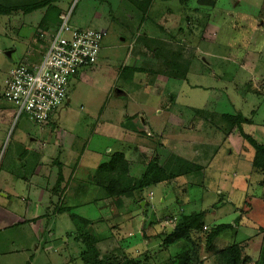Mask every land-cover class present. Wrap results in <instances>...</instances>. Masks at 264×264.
<instances>
[{"label": "rangeland", "instance_id": "obj_1", "mask_svg": "<svg viewBox=\"0 0 264 264\" xmlns=\"http://www.w3.org/2000/svg\"><path fill=\"white\" fill-rule=\"evenodd\" d=\"M37 1L0 0V4L24 5ZM186 1V7L180 9L181 0H152L150 6L156 3L155 11L151 10L148 19L145 0L55 1L63 13H70L72 24L104 27L107 32L98 62L72 79L71 100L48 123L35 122L26 113L16 119V106L3 93L7 72L16 62L39 58V53L23 52L40 26L57 27L56 9L52 7L47 13L46 6L29 12L16 9L0 13V111L10 116L6 130L0 129V183L7 179L8 169H13L27 174L31 178L30 186L39 185V191L32 187L25 195L24 208L17 209L30 210L26 217H31L34 208L29 205H38L42 196L44 206L39 209L48 214L50 225L55 224L62 241L56 247L62 248L55 254L57 257L48 255L31 224L19 221V212L10 207L5 209L0 203V225L12 224L0 230V264H28L31 259L32 264H86L83 252L87 247L82 239L88 231L98 238L102 257L114 263L127 257L139 259V264H225L219 248L237 241L243 247V255L250 257L241 264H261L264 171L253 167L254 147L238 127H230L222 113L241 111L253 119L243 123L244 129L264 143V0H214L213 4L183 0ZM167 7L173 11L179 8L181 13L177 10L176 14L183 17L180 42L187 55L185 59L182 57L183 61L176 38L151 40L146 46L143 39L133 37L138 29L147 30L145 21L156 31L154 22H164L159 11ZM164 28L169 38L170 31L166 25ZM149 47L157 48L155 59L161 70L154 75L158 79L146 68L125 71V66H137V62L155 68L153 49ZM169 70L177 76L160 77V80V71L168 74ZM174 90L176 100L168 108L174 96L167 92ZM198 106L202 107L201 112L194 111ZM126 111L138 114L137 124L150 131L145 136L148 142L139 135V145L134 144L136 137L129 131L130 121L123 118ZM176 115L182 117L183 126L167 124V118L174 119ZM163 130L169 132V139L161 137ZM141 133L145 135V131ZM172 138L177 139V146L185 141L184 156L171 152ZM22 142L33 143L38 152L19 161L16 155L23 154L17 145L23 146ZM147 144L151 147H146ZM118 152L125 154L124 161L128 168L131 166L132 174L127 171L124 178L127 182L138 177L151 159L167 166L170 172L185 170L186 165L193 169L172 181L151 186L153 192L146 201L136 202L133 195L118 199L104 187L117 175L102 165ZM66 155L69 167L76 169L71 179L67 177L61 182L64 165L61 167L58 162ZM176 155L184 157L183 164ZM198 161L201 166L196 168ZM36 166L40 168L39 176L33 174ZM69 180V191L64 192L61 187ZM19 189L22 192V186ZM147 194L148 188L144 191ZM163 196L166 201L161 200ZM49 198L56 202L47 206ZM181 211L201 212L206 221L203 231H195L194 241H187L184 246L178 241L166 246L164 238L174 229ZM146 213L148 219L142 223ZM174 215L177 217L172 219ZM83 217L91 218L92 223L85 225ZM222 222L233 226L223 231L214 241L215 246L210 247L207 232ZM33 252H37L35 258ZM66 254L72 260L66 259Z\"/></svg>", "mask_w": 264, "mask_h": 264}, {"label": "built area", "instance_id": "obj_2", "mask_svg": "<svg viewBox=\"0 0 264 264\" xmlns=\"http://www.w3.org/2000/svg\"><path fill=\"white\" fill-rule=\"evenodd\" d=\"M107 30L76 26L70 13H61L53 30L40 28L38 59L19 61L6 78L3 95L16 106V119L26 113L48 123L69 101V87L78 73L98 62ZM59 114V113H58Z\"/></svg>", "mask_w": 264, "mask_h": 264}, {"label": "trees", "instance_id": "obj_3", "mask_svg": "<svg viewBox=\"0 0 264 264\" xmlns=\"http://www.w3.org/2000/svg\"><path fill=\"white\" fill-rule=\"evenodd\" d=\"M55 1L58 0H39L37 2H33L30 4L11 5V6L0 4V13H8L16 9H23L24 11L29 12L34 9L47 6V10H46L47 13H49L52 7L56 9L57 12L56 19L59 21L60 14L62 13V9L58 5L54 4ZM139 1H144V0H139ZM145 1H146L145 12H147L152 0H145ZM199 1L201 2L204 1V3L207 4L214 3V0H199ZM44 27H48V25ZM129 67L130 65L125 66V71L129 73L136 70L137 71L146 70L142 67H137V66H132L130 68ZM149 71L151 73L152 72L156 73L157 69L156 71L155 70H149ZM169 71H170V75L168 76L169 77H171V75L173 76L174 75L173 71L172 70ZM222 114L223 117L230 122L231 124L230 127L231 128L238 127L239 132L243 135L245 139H248V141L254 147L252 165L259 171H264V143L260 142L257 138H255L252 133L245 131L243 126L244 122L246 121L253 122V119L247 118L241 111H239L237 114H232L231 112H223ZM124 156L125 154L123 152L120 153L118 152L112 157V159L109 162L102 164V165H106L105 167L109 172H112L117 175L112 177L111 182L108 185H104V187L108 189L111 196L116 197L115 195H117L118 199L119 198L121 199L123 198L122 197L123 195L124 196L133 195V197H135V200L138 201L139 203L143 199H145L144 191L146 190V188H149L161 181H168V182L169 180L172 181L173 178L176 177L177 175H180L181 173H187L193 169L191 166L186 165L185 168L187 169L185 170L179 169L170 172L168 171L167 166L163 167L158 161L156 160L152 161L151 159L147 163L146 169L144 170V173L142 175L138 177H131L132 179L131 180L129 179V182H127L124 178L126 177L125 174L127 171H129V169H128V165L124 161ZM178 159H180L181 162L184 161V158L182 159L181 156H178L177 160ZM195 166L196 168L197 167L199 168L201 164L196 163ZM61 177L62 174L60 173V178ZM145 207L146 209H148L147 204L145 205ZM62 208L70 209V207H60V209ZM181 213L182 214H180V218H178L176 221L177 223L174 229L168 234H166V237L164 238V244L166 246H168L171 243H175L177 241L178 243L181 244V246H184L187 241H194L195 231H203V227L206 221H203L201 212L187 213L185 211H181ZM176 217L177 216L174 215L172 219ZM81 219L85 225H89L92 223V221L89 218L83 217ZM232 226L233 224L228 222H222L217 224L216 226H213L207 232V242L209 243V246L214 247L215 246L214 241L220 236V234L223 231L231 228ZM88 232L89 233H86L85 235L83 234V239H82L87 247V251L83 252V258L86 264H139L140 261L139 259L127 258V257L123 261H119L116 263H114L111 260L107 261L105 258L102 257L101 251L97 246L98 238L90 231ZM218 252L221 254V257L223 258L225 264H241L248 261V259H250L249 256L243 255V247L237 241L222 246L221 248H219ZM261 255H262L261 264H264V248L262 250ZM201 261L202 260L199 258V262Z\"/></svg>", "mask_w": 264, "mask_h": 264}, {"label": "crops", "instance_id": "obj_4", "mask_svg": "<svg viewBox=\"0 0 264 264\" xmlns=\"http://www.w3.org/2000/svg\"><path fill=\"white\" fill-rule=\"evenodd\" d=\"M165 1H167V0H165ZM191 1V0H190ZM188 1H186V2H183V0H181V6H180V9L185 5V7H186V3H187ZM156 5V3H154L153 4V6L151 7H149V9H148V11L146 12V14H145V16H148L147 17V19L152 15V13H151V10L152 11H155V9H153L154 8V6ZM152 8V9H151ZM179 8H176V11H173V9L171 8V7H167L166 8V10H164V11H159L158 13L160 14V16L162 17V18H164V22L162 23V22H154V24H155V27L157 28V30L156 31H152L151 29H150V26H151V24H147V21H145V27H146V29L147 30H144V29H138L137 30V32L133 35V37H138L139 39H143L144 40V43H145V45L147 46V44L151 41V40H155V41H158V40H163V39H168V40H173L174 38H176L177 39V41H178V43H179V45H180V52H181V59H182V57H184L183 59H185V56H187L186 55V53H185V51H184V48H183V46H182V44H181V42H180V33L182 32V30H183V24H181V22H182V20H181V18H183L182 17V14H180L181 13V11L180 10H178ZM177 10L180 12L179 14L180 15H177L176 14V12H177ZM188 16V15H187ZM187 16H186V18H187ZM59 22V21H58ZM144 22V21H143ZM143 22H141L140 24V26H142L143 25ZM156 23H158L159 25H158V27L156 26ZM58 24V23H57ZM150 25V26H149ZM167 26L168 28H167V30H168V32L170 33V35H169V38H168V35L166 34V30H165V28H164V26ZM40 28H44V29H49V30H53V28H51V27H39L38 29H37V35H38V30L40 29ZM102 29H106V28H104V27H102ZM107 30V29H106ZM157 31H159L160 33H158ZM172 31H173V33H172ZM178 31V32H177ZM37 35L36 36H34V37H32L31 39H30V41H29V45H28V47L27 48H25V50H24V52H23V54H28V53H30L31 51H35L36 50V48H37V46H38V48H39V44H38V41H37ZM174 35V36H173ZM156 45H158V44H156ZM151 50L153 49V47H149ZM186 49V48H185ZM37 52H38V50H36ZM175 51H177V50H175ZM36 52V53H37ZM101 52V51H100ZM152 52H153V58H152V61L154 62L153 64H156V59H155V56H157V48H155V49H153L152 50ZM29 55V54H28ZM175 55V53L173 52L172 53V56H174ZM194 54H192V55H190V56H193ZM212 57H216V56H212ZM158 58V57H157ZM192 58V57H191ZM222 58H224V57H222ZM183 59H182V61H183ZM22 60V59H21ZM20 60V61H21ZM24 60V59H23ZM134 61H137V60H134ZM149 62H150V59L148 60ZM190 62L192 61V59L191 60H189ZM19 62V61H18ZM18 62H16L10 69H9V71L18 63ZM138 64H137V67H142V68H146L147 69V71L148 72H150L149 70H155L156 71V69L157 70H160L159 68H160V63H159V65H155V68H148V67H146V66H143V65H141L139 62H137ZM135 66V65H134ZM226 67V66H225ZM225 67H223V68H225ZM9 71L7 72L8 73V75H9ZM137 71V70H136ZM161 73H159L160 74V76H159V78L160 77H163V78H171V77H176L177 76V74L176 75H171V77H169L168 75H170V73H168V74H166L165 72H162V71H160ZM79 74V73H78ZM150 74L151 75H153V76H155L154 74H156V73H154V72H150ZM7 75V76H8ZM7 76H6V78H7ZM155 77H157V79H158V75H156ZM6 78H5V80H6ZM74 78H76V77H74ZM73 78V79H74ZM131 78V77H130ZM183 78H188V76H186V77H183ZM160 80H161V78H160ZM197 84H194V86H196ZM122 91V90H121ZM167 94L168 95H172V96H174V98H173V100L171 101V102H169V107L168 108H171L173 105H174V102L173 101H175L176 100V96H177V91L176 90H174V91H172V92H167ZM164 95V94H163ZM71 100V99H70ZM202 107H196V109L194 110V111H197V110H199L198 112H201L200 111V109H201ZM158 110L157 111H159V112H163L164 110L163 109H160V108H157ZM169 111V110H168ZM137 112V111H136ZM167 112V111H166ZM170 112H172V110L170 109ZM11 114H13L14 115V113L12 112ZM125 114H127V115H124L123 116V118H126L128 121H130V125H129V131H131L132 133H133V135H131V136H133V137H136V139H135V143L134 144H136L137 142H138V137H139V135H142L141 137H140V139L141 138H143V139H145V136L146 135H150V131L148 132L147 131V129H145V127H144V130L143 129H141L142 127H141V125L140 124H137V121H139V117H138V114L137 113H134V111H132V112H129V111H126V113ZM198 114V113H197ZM170 115L168 114L167 115V117H169ZM177 118H180V119H177ZM181 119H182V117H180V116H177L176 115V117H174V119H169L168 120V118H167V124H169L171 127L173 126H179V127H181V126H183V125H181ZM9 120H10V116H8V117H6L5 116V114L3 115V111H0V129L1 130H6V128H7V124H8V122H9ZM122 120V119H121ZM143 120H144V122L146 123V118H144L143 117ZM6 121V122H5ZM166 124V125H167ZM137 127V128H136ZM142 131H145V135H144V133H141ZM164 132H162L161 133V137L164 139V140H167V139H169V132H167V131H165V130H163ZM147 133V134H146ZM156 134H157V132H156ZM158 135H160L159 134V132H158V134H157V136ZM148 139H152V138H150L149 136H148ZM146 140V139H145ZM154 140V139H153ZM156 140H157V138H156ZM172 140H176L175 142H172ZM147 141V140H146ZM148 142V141H147ZM147 142H145V143H147ZM152 142V141H151ZM177 142V139H171L170 141H169V143L174 147V149H172L171 150V152H175V153H177L178 155H182V156H184V153H183V149H184V147H183V145L182 144H185V141H180V145H175V143ZM139 143L140 142H138V144L137 145H139ZM152 143H155L154 141L152 142ZM198 143H203V142H201V141H199ZM22 144H23V146L21 145V143H20V145H17L18 147L20 146L21 147V149H22V154H23V156H21L20 154H17L16 156L18 157V159H19V161H21V160H23V157L25 156V157H27V156H30V155H34V154H36V152H38L37 150H38V148H37V146L36 145H33V143H26V142H22ZM146 147H151V145L150 144H147V146ZM152 147H154V146H152ZM36 148H37V150H36ZM18 149V148H17ZM136 152L138 153V151H137V149H136ZM136 153V155H138ZM216 154V153H215ZM215 154H213L212 156H211V158L212 157H214L215 156ZM253 154H254V152L252 153V156H251V159L253 158ZM68 155V154H67ZM66 155V157L64 158L65 160L67 159L68 160V162L67 161H65L64 159L63 160H60L59 162H58V164H60V166L62 167L63 165V167L64 168H61V170H62V176H63V178H61V182H65L66 180H67V177H69L70 179L72 178V176H73V174H74V172H75V169H76V166H75V168L73 169L74 170V172H73V170L69 167V157ZM71 155L72 156H74V154L73 153H71ZM186 157V156H185ZM184 158V157H183ZM79 159H80V157H79ZM199 162V161H198ZM209 163H212V161H209ZM67 164V165H66ZM198 164H200V162L198 163ZM203 164V163H202ZM130 165H131V163H130ZM204 165V164H203ZM66 166V167H65ZM208 166V165H207ZM254 167V166H253ZM70 169L72 170V172H71V174H69V175H67L68 173H69V171H70ZM129 172L131 173V166H129ZM203 170H206V168L204 167V169ZM6 173H8V177H7V179H5L4 180V182L1 184L0 183V203L3 205V206H5V209H8L7 207H10V208H12L13 209V211H17V212H19L20 214H19V221H21V222H28L29 224H31V227H32V230H34V232L36 233V237L40 240L39 242L43 245V247H41L42 248V250L43 251H45L48 255H50V256H52V254L53 255H55V254H58L57 252L58 251H61V247L59 246L58 248H56L62 241H61V239L59 240V237H58V235H59V233H57V230H56V228H55V224H53L52 226L50 225V223L51 222H49V220H48V217H47V215L48 214H44L43 213V211H41V209H39L40 207H43L44 206V200H43V198H42V196H39V203H38V205L36 204L35 206H33V205H29V206H32L34 209H33V211H32V214L30 215L31 217H26V214L28 213V211H30V210H25V212H24V210L22 209V210H19V209H17L18 208V206L19 207H22V208H24V205L22 204V203H25L26 201H25V195L28 193V191H31L32 190V187L33 188H35V189H37L38 191H39V189H40V186L39 185H33V186H30L31 185V178L27 175V174H25V173H23V174H20L19 172H17L16 170L14 171L13 169H8V172H6ZM18 173H19V175H18ZM61 173V172H60ZM144 173V170H143V172L140 174V175H142ZM33 174H35L36 176H39L40 175V168L38 167V166H36L35 168H34V170H33ZM132 174V173H131ZM139 175V176H140ZM69 182H70V180L68 181V183L67 184H64V186L63 187H61V189L63 188L64 189V192H66L67 190L69 191V188H68V186H69ZM163 182H166V181H163ZM176 185H177V183H175ZM21 186H22V192H19L18 190H20L19 188H21ZM152 189L149 187L148 188V194L147 195H145V198H147V197H149L150 198V196H151V194H152ZM149 195V196H148ZM147 199H145V201H146ZM162 201H166V198H165V196H163L162 197V199H161ZM50 201V202H49ZM49 201L46 203V205L47 206H49L50 205V203L52 204V203H55L56 202V200L54 199H51V198H49ZM54 201V202H53ZM63 201H65V196L63 197ZM114 201H116V200H114ZM119 202H124V201H119ZM137 202V201H136ZM26 204V203H25ZM17 206V207H16ZM34 212V213H33ZM29 215V214H28ZM89 218V217H88ZM50 219V218H49ZM90 220H91V218H89ZM148 218H147V213L142 217V223H143V221L146 223V220H147ZM171 219V218H170ZM141 220V219H140ZM139 220V221H140ZM11 221V220H10ZM10 225H12L11 223H4V224H2V225H0V230H3V229H5V228H7L8 226H10ZM92 227H95L94 225L93 226H91V228ZM90 228V229H91ZM58 234V235H57ZM69 234V233H68ZM35 237V238H36ZM64 239L65 240H68V237H66V235H64ZM39 246V245H38ZM38 246H37V248H38ZM23 248V247H22ZM19 249H17V251H18ZM20 252H22L23 253V251H20ZM64 252H66V251H64ZM36 253L37 252H33V254H32V258H35L36 257ZM23 257H25V256H23ZM55 257H57L56 255H55ZM65 258L66 259H69V260H72V257L69 255V254H66V256H65ZM33 263V260L31 259V260H28V264H32Z\"/></svg>", "mask_w": 264, "mask_h": 264}]
</instances>
